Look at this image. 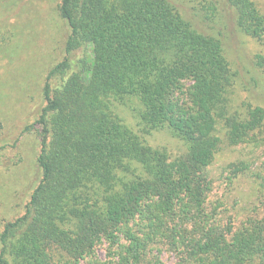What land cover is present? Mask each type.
I'll return each mask as SVG.
<instances>
[{"label":"trees","instance_id":"1","mask_svg":"<svg viewBox=\"0 0 264 264\" xmlns=\"http://www.w3.org/2000/svg\"><path fill=\"white\" fill-rule=\"evenodd\" d=\"M194 1L210 31L171 0H61L65 55L27 128L39 135L41 177L0 234V264H165V250L169 264H264V201L240 224L209 202L223 142H258L264 130V106L229 108L235 74L216 29L227 17L262 39L264 13L255 0ZM132 101L139 132L116 111ZM161 130L185 150L150 144ZM250 168L232 166L235 176Z\"/></svg>","mask_w":264,"mask_h":264},{"label":"rangeland","instance_id":"2","mask_svg":"<svg viewBox=\"0 0 264 264\" xmlns=\"http://www.w3.org/2000/svg\"><path fill=\"white\" fill-rule=\"evenodd\" d=\"M264 13V0H255ZM61 0H0V234L8 221L23 215L36 187L41 170L37 162L40 139L34 124L43 106V86L49 69L63 59L70 29L60 12ZM201 31L209 27L194 16V0H171ZM224 11L232 13L229 8ZM217 26L222 34L226 56L235 74L227 97L232 111L246 112L249 105L264 106V65L257 55H264V37L255 38L243 32L226 17ZM209 28V29H208ZM136 103L117 106L123 120L135 131L138 125ZM257 141L230 145L223 142L211 165L214 189L209 202L220 204L223 217L235 216L237 223L246 219L252 209L264 201V191L256 170L264 171V130L256 132ZM150 144L166 146L174 154L185 150L182 140L165 130L147 136ZM245 162L249 170L234 175L233 164ZM263 198V199H262ZM219 202V203H218ZM262 211V210H261ZM224 213V214H223ZM97 255L106 259L105 245ZM169 264L174 254L162 252Z\"/></svg>","mask_w":264,"mask_h":264}]
</instances>
